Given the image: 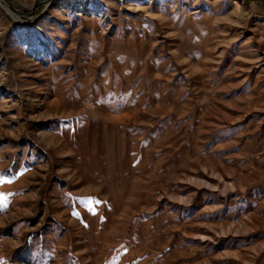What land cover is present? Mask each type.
Segmentation results:
<instances>
[{
  "label": "rangeland",
  "instance_id": "374dc122",
  "mask_svg": "<svg viewBox=\"0 0 264 264\" xmlns=\"http://www.w3.org/2000/svg\"><path fill=\"white\" fill-rule=\"evenodd\" d=\"M0 176V264H264V0H0Z\"/></svg>",
  "mask_w": 264,
  "mask_h": 264
},
{
  "label": "snow or ice",
  "instance_id": "6c2138e0",
  "mask_svg": "<svg viewBox=\"0 0 264 264\" xmlns=\"http://www.w3.org/2000/svg\"><path fill=\"white\" fill-rule=\"evenodd\" d=\"M4 182H6V181L4 180V178L2 176H0V184H2ZM8 182H10V181H8ZM6 199L7 198L3 194H0V204L5 203L6 202ZM87 203H91V201H87ZM89 210L94 212V209H91L90 208Z\"/></svg>",
  "mask_w": 264,
  "mask_h": 264
}]
</instances>
